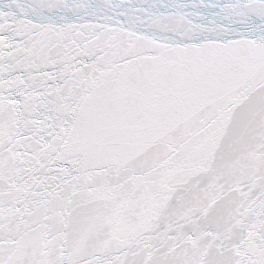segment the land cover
<instances>
[{
  "label": "snow or ice",
  "instance_id": "snow-or-ice-1",
  "mask_svg": "<svg viewBox=\"0 0 264 264\" xmlns=\"http://www.w3.org/2000/svg\"><path fill=\"white\" fill-rule=\"evenodd\" d=\"M0 264H264V0H0Z\"/></svg>",
  "mask_w": 264,
  "mask_h": 264
}]
</instances>
